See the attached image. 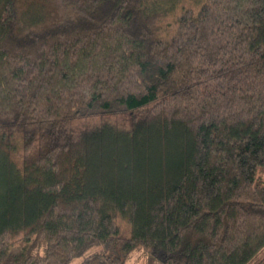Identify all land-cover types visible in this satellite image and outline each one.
I'll list each match as a JSON object with an SVG mask.
<instances>
[{
    "label": "trees",
    "instance_id": "16d2710c",
    "mask_svg": "<svg viewBox=\"0 0 264 264\" xmlns=\"http://www.w3.org/2000/svg\"><path fill=\"white\" fill-rule=\"evenodd\" d=\"M262 174L264 0H0V264H264Z\"/></svg>",
    "mask_w": 264,
    "mask_h": 264
},
{
    "label": "rangeland",
    "instance_id": "374dc122",
    "mask_svg": "<svg viewBox=\"0 0 264 264\" xmlns=\"http://www.w3.org/2000/svg\"><path fill=\"white\" fill-rule=\"evenodd\" d=\"M179 10L180 8H178L177 13H179ZM173 18L174 16H172L169 19V22H172ZM103 121L113 122L120 126L127 127L128 125H130L132 121V116L129 114H122V115H109L103 118L98 117V118L83 119V120H78V121L73 122L71 124V127L75 129L76 131H79L89 126L98 125L102 123ZM262 177L264 179V174H262ZM119 223L122 228V233L126 234L129 231V225L124 221H119ZM262 258H264V252L262 253L260 259ZM82 259L83 257H78L70 264H79ZM147 263H148L147 255L143 251L134 252L133 255H130L127 261V264H147Z\"/></svg>",
    "mask_w": 264,
    "mask_h": 264
}]
</instances>
